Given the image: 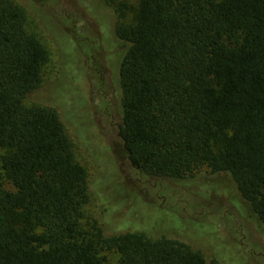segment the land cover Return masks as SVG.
Here are the masks:
<instances>
[{
	"label": "trees",
	"instance_id": "16d2710c",
	"mask_svg": "<svg viewBox=\"0 0 264 264\" xmlns=\"http://www.w3.org/2000/svg\"><path fill=\"white\" fill-rule=\"evenodd\" d=\"M101 1L126 44L117 131L129 163L154 177L228 172L264 226V0ZM26 23L0 0V264H223L164 234L106 233L86 210L75 139L31 98L49 51Z\"/></svg>",
	"mask_w": 264,
	"mask_h": 264
},
{
	"label": "rangeland",
	"instance_id": "374dc122",
	"mask_svg": "<svg viewBox=\"0 0 264 264\" xmlns=\"http://www.w3.org/2000/svg\"><path fill=\"white\" fill-rule=\"evenodd\" d=\"M14 1L49 51L31 98L54 106L75 139V157L89 171L86 210L104 231L140 228L186 241L223 264H264V226L228 172L202 166L182 178L154 177L126 158L117 131L126 44L114 35L112 10L101 0Z\"/></svg>",
	"mask_w": 264,
	"mask_h": 264
},
{
	"label": "flooded vegetation",
	"instance_id": "af4514ba",
	"mask_svg": "<svg viewBox=\"0 0 264 264\" xmlns=\"http://www.w3.org/2000/svg\"><path fill=\"white\" fill-rule=\"evenodd\" d=\"M105 99H106L105 95H102V101H103L104 105H108V102H106Z\"/></svg>",
	"mask_w": 264,
	"mask_h": 264
}]
</instances>
